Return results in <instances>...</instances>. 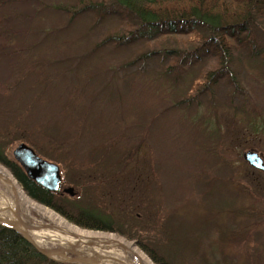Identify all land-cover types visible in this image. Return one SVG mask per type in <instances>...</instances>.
<instances>
[{"label": "rangeland", "instance_id": "obj_1", "mask_svg": "<svg viewBox=\"0 0 264 264\" xmlns=\"http://www.w3.org/2000/svg\"><path fill=\"white\" fill-rule=\"evenodd\" d=\"M2 1L0 138L7 155L13 158L12 152L25 143L43 159L52 158L62 169L63 187H74L71 200L80 209L94 211L135 239L102 233L132 242L151 262L136 241L157 244L177 264H264V171L243 157L253 150L264 160V130L256 132L243 111L227 106L225 83L215 107H177L163 92L168 81L159 60L131 59L143 40L94 49L103 30L122 26L118 18L106 17L91 27V16H101L86 13L70 22L60 11L62 3L81 0ZM90 1L92 7L110 4ZM175 37L145 45L195 42L188 35ZM242 63V92L251 101L246 111L259 113L264 127V68L246 56ZM193 77L192 70L181 75L178 89L188 87ZM149 120L151 129L134 127ZM210 120L220 126L218 139L207 134ZM0 189L14 193L1 180ZM19 203L22 216L44 229L59 226L53 216L24 200ZM4 206L0 200V214L9 224L6 219L12 216ZM52 237L40 245L33 242L45 249L75 250ZM81 248L84 256L99 253L101 259H95L100 264H124L119 246Z\"/></svg>", "mask_w": 264, "mask_h": 264}, {"label": "trees", "instance_id": "obj_2", "mask_svg": "<svg viewBox=\"0 0 264 264\" xmlns=\"http://www.w3.org/2000/svg\"><path fill=\"white\" fill-rule=\"evenodd\" d=\"M4 2L1 0L0 3ZM93 3L90 0H81L70 5L62 3L59 7L70 22L86 13L101 16H91V27L106 17L118 18V24L122 26L103 30L95 39L97 45L94 49L107 44L119 47L143 40V45L137 47V52L131 54V59L140 62L153 58L159 60L163 66L161 76L168 81L166 91L163 92L173 105L194 111L200 110L204 103L215 107L221 101L219 90L225 83L227 89L224 101L227 106H234L236 111H243L246 124L256 132L259 129L264 130L259 120L260 114L255 112L251 115V112L246 111L251 101L242 92L245 90L243 57L257 60L264 68V0H110V4L101 7H92ZM172 34L191 36L195 42L183 47L149 48L145 45L148 42L178 36ZM91 43L92 41L88 44ZM189 70L194 74L193 79L188 87L178 89V78ZM153 123L152 120L136 122L134 127L144 131L145 128L151 129ZM208 125L207 134H210V139H218V122L210 120ZM3 142L0 138V164L13 175L29 199L52 209L80 228L126 235L122 229L103 220L105 218L96 216L94 211H84L70 198L53 194L36 184L20 165L7 155ZM9 144H13V141ZM111 157L112 155L109 156ZM117 162L121 164L124 160ZM126 237L135 239L133 235ZM142 242L136 241L137 246L154 264H177L173 257L164 253L157 244ZM0 264L77 263L49 259L19 232L0 224Z\"/></svg>", "mask_w": 264, "mask_h": 264}, {"label": "bare ground", "instance_id": "obj_3", "mask_svg": "<svg viewBox=\"0 0 264 264\" xmlns=\"http://www.w3.org/2000/svg\"><path fill=\"white\" fill-rule=\"evenodd\" d=\"M0 175L1 181L11 190L13 191V195L9 196L6 192L0 189V200L4 203V207L9 209V213L12 216V219H6V222L10 225H14L16 222L15 217V200L18 201L24 200L27 204L39 209L43 213L49 214L53 216V219L59 224L56 228L52 231L48 228H41V225L35 223L29 216H25L21 214L22 219L26 222V224L31 225L30 227V235L32 236L34 242L40 245L41 241L49 238V235H53L51 239L59 241V243L67 246L74 247L76 252L84 256L81 253V247L88 244H105L110 245L112 247H121L125 254V259L123 261L124 264H153L147 257H145L132 242H128L121 237L113 234H106L102 232H93V231H86L83 229H78L73 225L69 224L66 220L62 217L54 214L52 211L46 209L45 207L40 206L36 202L29 199L25 193L23 192L20 185L16 182L14 177L6 170L2 165H0ZM0 220H4L2 218V214H0ZM32 228V229H31ZM36 228V229H34ZM60 237V238H59ZM67 237L68 240L65 239ZM50 239V238H49ZM97 255L94 256L96 259H101L99 253H95ZM92 258V257H90ZM113 260L116 258L112 257ZM116 261H119L116 259Z\"/></svg>", "mask_w": 264, "mask_h": 264}, {"label": "water", "instance_id": "obj_4", "mask_svg": "<svg viewBox=\"0 0 264 264\" xmlns=\"http://www.w3.org/2000/svg\"><path fill=\"white\" fill-rule=\"evenodd\" d=\"M14 157L21 163L25 168L28 175L36 180L38 183L44 185L51 191H56L59 187L61 180L59 167L55 164L48 163L36 156L34 151L24 144L19 145L13 152ZM245 160L252 166L264 171L263 159L257 152L248 151L244 154ZM1 177V175H0ZM65 192L75 195L73 188H68ZM15 217L16 222L14 225L9 226L12 230L20 232L25 239L32 243L36 249L44 256L54 259L56 256L63 257L64 261L84 263V264H99L95 258L85 257L79 255L76 250L70 249H44L34 244L33 239L29 233L30 227L20 216L19 201L15 200ZM67 253H72L75 257H69Z\"/></svg>", "mask_w": 264, "mask_h": 264}, {"label": "flooded vegetation", "instance_id": "obj_5", "mask_svg": "<svg viewBox=\"0 0 264 264\" xmlns=\"http://www.w3.org/2000/svg\"><path fill=\"white\" fill-rule=\"evenodd\" d=\"M59 194V196H63L66 198V196H68L66 193H64V189L62 188V186L60 187V190L57 192Z\"/></svg>", "mask_w": 264, "mask_h": 264}]
</instances>
